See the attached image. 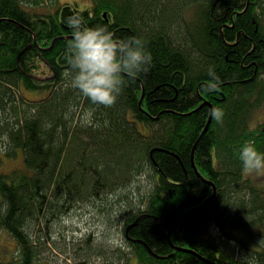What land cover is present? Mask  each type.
<instances>
[{
  "label": "trees",
  "instance_id": "obj_1",
  "mask_svg": "<svg viewBox=\"0 0 264 264\" xmlns=\"http://www.w3.org/2000/svg\"><path fill=\"white\" fill-rule=\"evenodd\" d=\"M73 10L151 52L110 106L64 86ZM213 107L223 118L196 143L199 176L191 150ZM89 108L98 126L82 123ZM246 141L264 151V0H0V162L18 148L24 162L0 171V229L15 243L0 264H36L39 227L83 208L120 225L135 264H264L250 242L264 237V190L244 175ZM145 174L141 204L127 207ZM203 178L215 195L168 238L212 194Z\"/></svg>",
  "mask_w": 264,
  "mask_h": 264
},
{
  "label": "clouds",
  "instance_id": "obj_2",
  "mask_svg": "<svg viewBox=\"0 0 264 264\" xmlns=\"http://www.w3.org/2000/svg\"><path fill=\"white\" fill-rule=\"evenodd\" d=\"M64 22L71 34L62 54L68 66L64 86L78 90L79 95L88 98L93 105H112L125 86V75L135 78L147 71L152 57L141 37H118L106 23L88 24L82 12L77 10L67 15ZM215 86L216 79L210 83V87ZM93 111V108L86 111L82 123L99 125L93 119ZM209 115L219 122L223 118V110L213 107ZM238 157L245 173L264 175V151L259 150L255 143H241Z\"/></svg>",
  "mask_w": 264,
  "mask_h": 264
},
{
  "label": "rangeland",
  "instance_id": "obj_3",
  "mask_svg": "<svg viewBox=\"0 0 264 264\" xmlns=\"http://www.w3.org/2000/svg\"><path fill=\"white\" fill-rule=\"evenodd\" d=\"M59 2L76 3L79 8H86L92 4V0H59ZM25 95L31 98L38 97L30 93H25ZM2 158L0 171L24 165L20 148L16 149L12 157L3 154ZM244 175L250 178L255 187L264 190V175H250L245 171ZM147 184L148 174H145L136 182L135 195L132 196L130 203H127V207L141 204L140 192L146 189ZM82 210L71 211L69 217L53 222L48 229L38 228L40 235L38 245L42 252L36 264H135L120 225L110 227L107 220L99 223L98 214L88 213L86 208ZM259 230L264 234V226ZM250 242L256 247H258L257 244L264 245V237ZM117 248L125 252L120 258H118ZM14 249L13 238L0 229V258L10 257Z\"/></svg>",
  "mask_w": 264,
  "mask_h": 264
},
{
  "label": "water",
  "instance_id": "obj_4",
  "mask_svg": "<svg viewBox=\"0 0 264 264\" xmlns=\"http://www.w3.org/2000/svg\"><path fill=\"white\" fill-rule=\"evenodd\" d=\"M103 15L105 16V13H103ZM211 117H212V116L209 115V118H208V120H207V123H206L205 127L203 128L202 132L200 133V135L198 136V138H197L196 141L194 142V144H193V146H192V150H191V164H192V167H193L194 171H195L196 174L199 175V176H200V173L197 171V169H196V167H195V165H194V162H193V151H194V148H195V146H196V143H197L198 140L202 137V135L205 133L207 127L209 126V123H210V121H211ZM203 180L206 181L208 184H210V185L213 187V192H212V194H211L209 197H207V198H206V199H205L200 205H198V206H196V207H194V208H191V209L188 210V211L183 212V213L180 214L177 218H175V220L172 222V224H171V226H170V229L168 230V234H167L168 238H170V230H171L172 226L177 222V220H178L179 218H181L182 216L186 215L187 213H189V212H191V211H195V210H197L198 208L202 207V206H203V205H204L209 199H211V198L215 195L216 188H215L214 183H212L211 181H207V180L204 179V178H203ZM134 223H135V222L129 224V225L127 226L126 229H128V228H129L130 226H132ZM177 249H181V250H183V251H190L189 249L181 248V247H177ZM148 250L150 251L149 248H148ZM208 262L211 263V264H214L212 261H208Z\"/></svg>",
  "mask_w": 264,
  "mask_h": 264
}]
</instances>
